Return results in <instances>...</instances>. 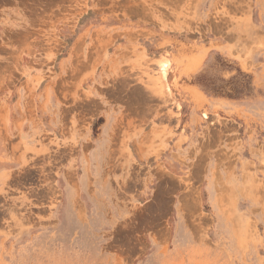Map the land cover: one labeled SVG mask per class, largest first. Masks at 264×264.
Segmentation results:
<instances>
[{
  "label": "rangeland",
  "instance_id": "obj_1",
  "mask_svg": "<svg viewBox=\"0 0 264 264\" xmlns=\"http://www.w3.org/2000/svg\"><path fill=\"white\" fill-rule=\"evenodd\" d=\"M0 264H264V0H0Z\"/></svg>",
  "mask_w": 264,
  "mask_h": 264
},
{
  "label": "crops",
  "instance_id": "obj_2",
  "mask_svg": "<svg viewBox=\"0 0 264 264\" xmlns=\"http://www.w3.org/2000/svg\"><path fill=\"white\" fill-rule=\"evenodd\" d=\"M224 192V191H223ZM223 192H221L220 189L218 188H215V186L213 187L212 189V197L211 199H226L225 195L223 194ZM147 192H146V196H147ZM138 197H130V198H127V199H137ZM154 198V191L153 193L151 194H148V196L146 197V199H153ZM118 199V198H117Z\"/></svg>",
  "mask_w": 264,
  "mask_h": 264
}]
</instances>
